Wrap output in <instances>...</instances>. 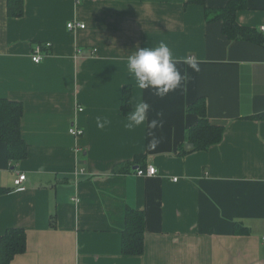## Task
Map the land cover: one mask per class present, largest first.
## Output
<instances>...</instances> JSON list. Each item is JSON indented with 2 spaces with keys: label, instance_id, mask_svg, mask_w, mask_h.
<instances>
[{
  "label": "crops",
  "instance_id": "1",
  "mask_svg": "<svg viewBox=\"0 0 264 264\" xmlns=\"http://www.w3.org/2000/svg\"><path fill=\"white\" fill-rule=\"evenodd\" d=\"M185 1L24 0L22 17L12 18L0 0V98L22 103L28 146L11 166L0 144V237L11 228L26 233L24 253L10 264H264V120L252 119L264 113V48L228 40ZM236 21L264 35V0H246ZM69 22L85 28L70 31ZM160 42L183 77L163 97L127 71L128 55ZM39 44L50 50L34 64ZM125 86L129 112L121 109ZM199 97L223 138L181 156L196 122L186 108ZM141 102L150 106L147 120L130 128ZM72 125L83 136H71ZM138 155L156 176H137V166L114 173ZM128 207L144 214L140 256L120 252ZM234 223L248 233L234 235Z\"/></svg>",
  "mask_w": 264,
  "mask_h": 264
},
{
  "label": "trees",
  "instance_id": "2",
  "mask_svg": "<svg viewBox=\"0 0 264 264\" xmlns=\"http://www.w3.org/2000/svg\"><path fill=\"white\" fill-rule=\"evenodd\" d=\"M7 16L22 17L24 0H5ZM200 6L204 11L206 23H220L221 33L230 41H246L264 48V35L255 29L241 26L236 21L238 11L246 9V0H229L223 7L214 8L206 5V0H186L184 7ZM41 46L45 44H39ZM50 49H46L48 52ZM132 107L131 90L125 86L122 92L121 109L129 112ZM186 112L196 119L194 125L187 130V142L190 149L179 148V154L208 151L218 145L223 138L224 128L212 124L207 115L206 100L203 97L195 99L187 105ZM23 106L21 102L0 98V144L6 149V158L11 166L26 159L28 146L21 134ZM252 119L264 120V113L255 115ZM144 169V156H135L131 162H125L113 169L114 173H126L135 167ZM5 191L0 190V194ZM144 214L136 209L127 208L125 212L124 229L121 235L120 252L123 256H140L144 252ZM234 235H245L247 229L238 223L232 225ZM26 249V233L22 228L7 229L0 237V264H10L13 258L24 253Z\"/></svg>",
  "mask_w": 264,
  "mask_h": 264
},
{
  "label": "clouds",
  "instance_id": "3",
  "mask_svg": "<svg viewBox=\"0 0 264 264\" xmlns=\"http://www.w3.org/2000/svg\"><path fill=\"white\" fill-rule=\"evenodd\" d=\"M189 68L198 72V63L194 60L186 61ZM127 71L136 80L140 89L154 90V94L160 97L176 90L183 77L176 69L175 61L166 43L160 42L156 47L137 48L127 56ZM149 104L141 102L135 106V110L129 117L128 127H136L144 124L149 112ZM101 127L103 125H100ZM157 126L156 120L147 121L149 129ZM153 139L150 147H154Z\"/></svg>",
  "mask_w": 264,
  "mask_h": 264
},
{
  "label": "built area",
  "instance_id": "4",
  "mask_svg": "<svg viewBox=\"0 0 264 264\" xmlns=\"http://www.w3.org/2000/svg\"><path fill=\"white\" fill-rule=\"evenodd\" d=\"M66 27L70 31L85 28L84 24H80L77 22H69ZM260 31L264 32V27H261ZM49 48H50V44H45L43 46H41V45L35 46L34 51H33V55L31 57L32 62L34 64H39L46 55V53L44 51H46V49L48 50ZM82 111H83L82 108H78V110H77V112H82ZM68 133L73 137L79 138V137L83 136L84 131L82 129L78 128L77 126L72 125L69 128ZM135 172H136V175L140 176V177H142V176L143 177H154L158 173L157 169L154 166H148V167H145L144 169L137 168ZM24 180H25V175L20 174L18 176V178L14 180V186L19 188ZM177 180H178L177 178H172L173 182H177ZM73 201L78 202V200L76 198L73 199ZM261 242H262V245L264 247V236L262 237Z\"/></svg>",
  "mask_w": 264,
  "mask_h": 264
},
{
  "label": "water",
  "instance_id": "5",
  "mask_svg": "<svg viewBox=\"0 0 264 264\" xmlns=\"http://www.w3.org/2000/svg\"><path fill=\"white\" fill-rule=\"evenodd\" d=\"M186 148H188V149L191 148V145L188 144V145L186 146Z\"/></svg>",
  "mask_w": 264,
  "mask_h": 264
}]
</instances>
